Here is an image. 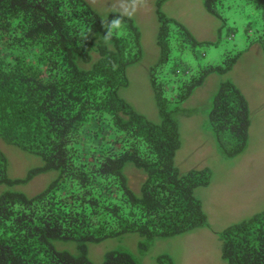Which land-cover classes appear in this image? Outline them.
<instances>
[{"label": "trees", "instance_id": "16d2710c", "mask_svg": "<svg viewBox=\"0 0 264 264\" xmlns=\"http://www.w3.org/2000/svg\"><path fill=\"white\" fill-rule=\"evenodd\" d=\"M205 7L222 26L229 9L243 11L247 43L264 51V0H205ZM115 14L105 17L87 0H0V139L42 160L13 177L0 147V184L7 186L0 195V264H96L90 243L137 232L147 249L157 237L209 225L195 189L209 185L210 173L176 166L181 139L174 114L211 72L231 69L241 50H228L222 65L203 63L205 52L186 63L175 50L182 55L187 47L212 43L195 39L158 9L161 57L150 78L161 121L154 122L119 93L129 84L127 67L142 58V46L131 17L124 18L119 35L104 40L101 21ZM177 56L174 66L163 69ZM250 124L246 96L225 80L210 112L223 155L245 150ZM128 165L146 175L139 192ZM50 171L56 176L41 192L16 188ZM219 236L227 264H264V210ZM56 241L75 243L76 252L58 249ZM158 260L174 264L169 255ZM102 264L141 263L119 249Z\"/></svg>", "mask_w": 264, "mask_h": 264}, {"label": "rangeland", "instance_id": "374dc122", "mask_svg": "<svg viewBox=\"0 0 264 264\" xmlns=\"http://www.w3.org/2000/svg\"><path fill=\"white\" fill-rule=\"evenodd\" d=\"M87 1L105 17L117 13L114 8L117 0ZM157 2L146 0L145 6L131 16L141 34L142 58L127 67L129 84L119 91L122 98L151 121H161L150 78V68L161 57L158 9L186 27L195 39L212 43L200 44L195 51L187 47L182 55L175 50L186 63H194L205 52L202 62L222 65L227 63L228 50L235 47L241 50L231 69L223 73L211 72L185 101L179 103V110L174 114L181 139L176 166L182 172L207 170L210 173L209 185L195 189L208 215L209 225L169 237H157L147 249L141 247L144 237L137 232L108 237L90 243L89 256L96 264H102L108 252L126 249L141 264H161L158 258L162 255H169L174 264H227L222 255L220 232L264 210V51L257 42L247 43L239 14L243 11L229 9L224 13L229 22L222 26L223 21L206 9L205 0H165L161 6ZM179 57L170 60L163 69L174 66ZM225 80L232 81L242 90L251 110L248 144L245 150L233 156L221 153L210 125L214 98ZM0 147L9 158V174L13 177H23L31 167L42 164L39 157L1 139ZM128 167L131 168L128 170L131 186L139 192L145 173L132 165ZM55 176L54 171L42 173L16 188L35 195ZM6 187L0 184V195ZM56 247L76 252L73 242L56 241Z\"/></svg>", "mask_w": 264, "mask_h": 264}, {"label": "clouds", "instance_id": "9594fccd", "mask_svg": "<svg viewBox=\"0 0 264 264\" xmlns=\"http://www.w3.org/2000/svg\"><path fill=\"white\" fill-rule=\"evenodd\" d=\"M146 0H117L114 4L117 14L113 15L110 20L101 21V27L104 29V40L107 42L112 39L113 35H119L125 17H131L140 7L145 6ZM22 186V185H20Z\"/></svg>", "mask_w": 264, "mask_h": 264}]
</instances>
